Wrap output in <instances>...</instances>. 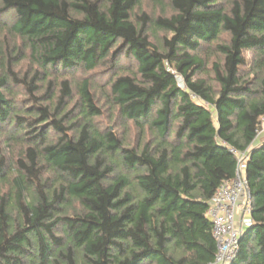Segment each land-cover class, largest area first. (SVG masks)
I'll use <instances>...</instances> for the list:
<instances>
[{
  "label": "trees",
  "instance_id": "obj_1",
  "mask_svg": "<svg viewBox=\"0 0 264 264\" xmlns=\"http://www.w3.org/2000/svg\"><path fill=\"white\" fill-rule=\"evenodd\" d=\"M140 5L0 0L25 45L0 47V132L24 143L14 162L0 150V264H214L210 202L242 155L251 221L231 264H264V0H169L172 14L158 17L136 14ZM203 45L219 57L213 83L198 77ZM26 49L32 75L16 71ZM125 55L135 73L114 74L107 100L151 130L153 147L128 148L95 125L104 110L91 77L119 72ZM17 86L31 108L17 105Z\"/></svg>",
  "mask_w": 264,
  "mask_h": 264
},
{
  "label": "rangeland",
  "instance_id": "obj_2",
  "mask_svg": "<svg viewBox=\"0 0 264 264\" xmlns=\"http://www.w3.org/2000/svg\"><path fill=\"white\" fill-rule=\"evenodd\" d=\"M232 3V0H218V4L225 8L229 9L230 5ZM148 14L149 16L158 17L163 15H171L172 10L169 6V0H141V5L139 6L138 10H136V14ZM0 21L4 22L2 23L3 26H1L0 30V47L3 48L5 53L12 52L14 55H16V51L19 49H23L25 47L24 43L22 42V39L16 36H13L7 29L9 27L6 24H10V21H5V19H0ZM6 26V28L4 27ZM227 35H223L221 37L220 41H226ZM24 50V49H23ZM29 50L26 49L25 51H22L21 57L17 60V66L16 71L23 75L27 74H33L35 70H37V66L32 64V62L28 58V52ZM201 56L206 60V70L198 76L201 79H206L210 83H213V74H212V64L215 61H219V57L215 52H211L208 45H203ZM248 65L244 68V72L246 76H250L252 79V60H254L255 55L253 53H247L246 54ZM23 58V59H22ZM21 61V62H20ZM117 71H112L109 69V66H103L99 68L96 73L91 77L94 83V95L97 98V102L104 110V116L95 120V125L100 129H113L115 130L120 137L122 138L124 144L128 148H135L138 146H144L147 143H150L153 147L155 144L154 135L146 128L144 134H141L140 131L135 127V124L132 122H128L126 120H122L119 116L118 111L114 110L113 107H111L110 103L107 100V91L109 90L108 87H106L109 80L112 78L114 74H132L135 73L136 65L135 61L129 57L128 55H125L122 57L120 62V70L119 68ZM76 79L82 80V76H80V73H77L75 76ZM60 79L58 77L50 76L48 79L49 81H55L53 84L54 89H58V85L60 83ZM178 82L180 87L185 88L184 81L182 77L178 76ZM41 89H47L48 83H41ZM13 93L16 100L17 105L23 108H31L32 105H29L30 97L26 95L27 91L21 87H12ZM42 92H45L42 91ZM41 92V93H42ZM76 99V98H75ZM0 150L3 152L9 161L17 160L20 157V152L23 149L24 143L21 141H15V140H9L6 133L0 132ZM54 135V134H53ZM261 140V143L264 142V119L262 120L261 124V131L259 133V137Z\"/></svg>",
  "mask_w": 264,
  "mask_h": 264
},
{
  "label": "built area",
  "instance_id": "obj_3",
  "mask_svg": "<svg viewBox=\"0 0 264 264\" xmlns=\"http://www.w3.org/2000/svg\"><path fill=\"white\" fill-rule=\"evenodd\" d=\"M244 161L242 155L236 177L223 182L210 202L207 215L212 222L213 236L218 248L214 264L233 262L245 227L240 228L237 220L251 213L252 196L244 175Z\"/></svg>",
  "mask_w": 264,
  "mask_h": 264
},
{
  "label": "crops",
  "instance_id": "obj_4",
  "mask_svg": "<svg viewBox=\"0 0 264 264\" xmlns=\"http://www.w3.org/2000/svg\"><path fill=\"white\" fill-rule=\"evenodd\" d=\"M261 140L258 139V143H260ZM250 215H245L244 217L242 216L241 218L239 217L237 220V223L239 225L240 228H243L244 226H246L245 224H250Z\"/></svg>",
  "mask_w": 264,
  "mask_h": 264
}]
</instances>
